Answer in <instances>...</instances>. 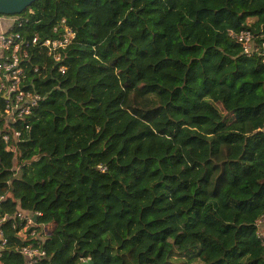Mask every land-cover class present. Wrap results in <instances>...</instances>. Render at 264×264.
Masks as SVG:
<instances>
[{"label":"trees","instance_id":"1","mask_svg":"<svg viewBox=\"0 0 264 264\" xmlns=\"http://www.w3.org/2000/svg\"><path fill=\"white\" fill-rule=\"evenodd\" d=\"M18 16L28 38L76 32L64 72L38 48L27 61L43 98L15 150L0 139L2 207L55 225L36 264H264V0H36ZM10 126L25 124L0 115ZM8 233L3 263L26 264Z\"/></svg>","mask_w":264,"mask_h":264},{"label":"built area","instance_id":"2","mask_svg":"<svg viewBox=\"0 0 264 264\" xmlns=\"http://www.w3.org/2000/svg\"><path fill=\"white\" fill-rule=\"evenodd\" d=\"M28 21L29 17L26 16L0 14V115L4 117L7 126L11 123L25 124L23 128L10 126L11 128L6 127L7 130L0 131V139L6 143L7 150H15L12 139L19 141L23 137V129H30L28 118L43 98L39 92L29 88L27 61L38 48L40 53L51 58L54 68L63 59L62 51L76 38L75 30L65 19L55 26L54 32L58 35L55 38H28L14 30ZM233 35L242 43L247 55L256 51L250 31L242 30ZM47 65L45 61L42 67L34 66V72L42 73V70L48 69ZM57 69L64 72L66 66L58 64ZM9 198V193L0 190V264H4V254L10 248V231L20 243L15 246V250L24 257L26 264H36L47 257L43 244L52 236L55 225L42 222L39 220L41 212L23 209L18 202L13 211L6 210L2 206ZM256 225L257 234L264 242V217L257 220ZM89 259L91 258L82 261Z\"/></svg>","mask_w":264,"mask_h":264},{"label":"water","instance_id":"3","mask_svg":"<svg viewBox=\"0 0 264 264\" xmlns=\"http://www.w3.org/2000/svg\"><path fill=\"white\" fill-rule=\"evenodd\" d=\"M36 0H0L1 15H19L30 7ZM81 264H94L92 259Z\"/></svg>","mask_w":264,"mask_h":264}]
</instances>
